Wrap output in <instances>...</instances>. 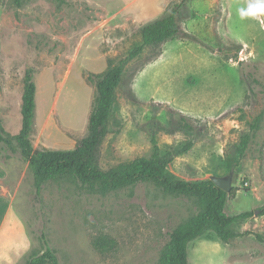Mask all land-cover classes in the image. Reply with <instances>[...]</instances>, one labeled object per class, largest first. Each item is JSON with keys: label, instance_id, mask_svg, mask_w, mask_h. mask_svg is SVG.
<instances>
[{"label": "rangeland", "instance_id": "rangeland-1", "mask_svg": "<svg viewBox=\"0 0 264 264\" xmlns=\"http://www.w3.org/2000/svg\"><path fill=\"white\" fill-rule=\"evenodd\" d=\"M177 0H13L0 3V119L15 136L22 128L28 67L38 86L37 149L75 148L88 134L96 96L90 75L105 72L142 44L140 27ZM257 0H189L182 33L147 48L125 66L102 152L105 169L172 154L170 176L201 182L228 176L227 160L242 137L252 140L234 169L230 215L254 211L230 244L198 239L190 264H264V14L245 16ZM259 118L258 127L251 126ZM189 149H187V147ZM0 146V264H25L45 241L60 264H160L171 233L195 216V199L152 183L107 195L71 178L37 192L17 143ZM112 245L100 252L95 241Z\"/></svg>", "mask_w": 264, "mask_h": 264}, {"label": "trees", "instance_id": "trees-1", "mask_svg": "<svg viewBox=\"0 0 264 264\" xmlns=\"http://www.w3.org/2000/svg\"><path fill=\"white\" fill-rule=\"evenodd\" d=\"M13 1L18 7L24 3V0ZM188 1L177 0L162 16L142 25L139 30L142 44L135 46L118 63L110 62L105 72L90 75V80L96 85V96L89 118L88 134L77 142L75 148L69 150L35 148L32 137L37 131L38 86L36 70L31 66L26 69L24 76L22 128L19 134L13 136L6 132L0 119V146L11 148L14 141L17 143L22 158L29 164L33 173L38 193L50 181L71 178L101 195L139 184L152 183L166 194L195 199L200 211L171 233L168 243L162 250L160 264H190L189 246L198 239L230 244L240 237L231 226L255 215L254 211L234 216L228 213V201L236 197L234 188L227 193L217 187L212 180L190 182L170 176L168 170L174 157L169 153L162 154L158 146H155L150 157L137 158L108 169L101 166L102 147L109 134L116 93L124 81L126 64L139 57L147 48L156 54L154 59H157L162 54V45L181 35L179 17ZM258 122L259 118L251 126L252 131L258 127ZM251 140L252 134H245L236 156L227 160V166L231 171L240 165ZM257 212L264 216V205ZM94 243L100 252H106L112 245L106 238L96 240ZM44 246L42 253H35L25 264H60L57 253L50 247L48 241H45Z\"/></svg>", "mask_w": 264, "mask_h": 264}, {"label": "water", "instance_id": "water-1", "mask_svg": "<svg viewBox=\"0 0 264 264\" xmlns=\"http://www.w3.org/2000/svg\"><path fill=\"white\" fill-rule=\"evenodd\" d=\"M233 178H234V170L230 172L228 176L225 177H217L214 176L211 180L216 184L217 187L222 189L223 191L230 193L233 188Z\"/></svg>", "mask_w": 264, "mask_h": 264}, {"label": "clouds", "instance_id": "clouds-1", "mask_svg": "<svg viewBox=\"0 0 264 264\" xmlns=\"http://www.w3.org/2000/svg\"><path fill=\"white\" fill-rule=\"evenodd\" d=\"M258 14H264V0H257L255 4H250L248 10L241 11V18L245 16H256Z\"/></svg>", "mask_w": 264, "mask_h": 264}, {"label": "crops", "instance_id": "crops-1", "mask_svg": "<svg viewBox=\"0 0 264 264\" xmlns=\"http://www.w3.org/2000/svg\"><path fill=\"white\" fill-rule=\"evenodd\" d=\"M21 131V130H20ZM19 131V132H20ZM17 134H19V133H15L14 135H17ZM238 215V214H237ZM251 219V218H250ZM250 219H245V220H240V221H238V222H236V223H234L232 226H231V229L233 230V231H235V232H237V225L240 223V225L242 224V225H245L246 223H248V221H250ZM238 233V232H237Z\"/></svg>", "mask_w": 264, "mask_h": 264}]
</instances>
